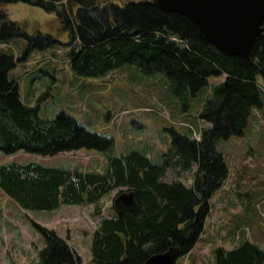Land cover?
<instances>
[{
  "label": "trees",
  "instance_id": "trees-1",
  "mask_svg": "<svg viewBox=\"0 0 264 264\" xmlns=\"http://www.w3.org/2000/svg\"><path fill=\"white\" fill-rule=\"evenodd\" d=\"M15 2L57 14L71 37L69 67L79 77L97 78L133 65L144 75H163L172 95L185 99L207 88L210 78L224 76L198 114L210 127L200 131L199 139L170 130L162 163L154 164L137 150L113 155L110 139L86 130L64 112L41 118L37 106L25 104L17 82L8 77L16 66L14 57L0 53V152L54 157L84 149L104 154L106 161L102 173L3 164L0 191L24 211H52L63 205L96 206L114 190H131L137 209L102 219L93 233V264H144L169 248L178 249V258L186 256L202 234L209 200L228 177L217 142L242 137L252 110L262 105L257 78L264 86V34L246 60L218 51L189 20L160 10L151 0H0V43L25 38L24 56L52 46L54 40L27 36L9 20L1 7ZM169 169L177 174L194 169L192 185L165 181ZM37 229L46 241L37 264L79 261L52 231ZM214 264H264V250L248 241L232 249L218 247Z\"/></svg>",
  "mask_w": 264,
  "mask_h": 264
},
{
  "label": "rangeland",
  "instance_id": "rangeland-1",
  "mask_svg": "<svg viewBox=\"0 0 264 264\" xmlns=\"http://www.w3.org/2000/svg\"><path fill=\"white\" fill-rule=\"evenodd\" d=\"M1 10L27 36L49 35L54 40L52 46L31 50L25 56V38L0 43V53L15 59L9 79L17 82L25 104L37 106L41 118L52 119L64 112L86 130L110 139L113 155L137 150L154 164L162 163L170 130L199 139L200 131L210 127L198 114L211 88L221 84L224 76L210 78L207 88L185 99L172 95L163 75H144L133 65L97 78L79 77L69 67L70 34L56 13L24 2L6 3ZM257 82L263 90L262 105L252 110L242 137L217 142L228 177L209 200L210 211L198 242L175 264H214L216 248L232 249L246 241L264 250V86L260 77ZM105 162L104 154L84 149L54 157L0 152V166L38 163L102 173ZM193 173L194 169L181 174L169 169L164 180L190 187ZM122 191L126 189L106 194L96 206L63 205L52 211H24L0 191V264H37L46 245L37 227L61 239L78 258L74 264H93L92 235L102 219L114 215L113 200Z\"/></svg>",
  "mask_w": 264,
  "mask_h": 264
},
{
  "label": "water",
  "instance_id": "water-1",
  "mask_svg": "<svg viewBox=\"0 0 264 264\" xmlns=\"http://www.w3.org/2000/svg\"><path fill=\"white\" fill-rule=\"evenodd\" d=\"M160 10L176 13L194 24L205 41L229 57H252L253 45L264 34V0H151ZM131 190L113 200L117 215L137 209ZM177 248L152 255L144 264H175Z\"/></svg>",
  "mask_w": 264,
  "mask_h": 264
},
{
  "label": "crops",
  "instance_id": "crops-1",
  "mask_svg": "<svg viewBox=\"0 0 264 264\" xmlns=\"http://www.w3.org/2000/svg\"><path fill=\"white\" fill-rule=\"evenodd\" d=\"M188 254H189V253H188ZM188 254H187V255H188ZM177 260H178V259H177ZM177 260H176V261H177Z\"/></svg>",
  "mask_w": 264,
  "mask_h": 264
}]
</instances>
